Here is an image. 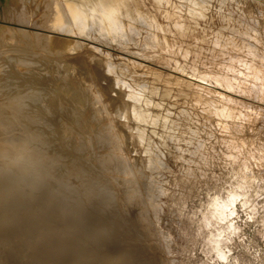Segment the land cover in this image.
<instances>
[{
	"label": "rangeland",
	"instance_id": "rangeland-1",
	"mask_svg": "<svg viewBox=\"0 0 264 264\" xmlns=\"http://www.w3.org/2000/svg\"><path fill=\"white\" fill-rule=\"evenodd\" d=\"M17 1L0 0V264H264V0H27L26 19ZM47 1L66 3L56 30Z\"/></svg>",
	"mask_w": 264,
	"mask_h": 264
},
{
	"label": "bare ground",
	"instance_id": "bare-ground-1",
	"mask_svg": "<svg viewBox=\"0 0 264 264\" xmlns=\"http://www.w3.org/2000/svg\"><path fill=\"white\" fill-rule=\"evenodd\" d=\"M27 0H18L17 1V11L19 12L18 14H19V16H20V18H22V19H26V15H25V12H23V8H25L26 9V5H27V2H26ZM51 1V0H50ZM50 1H47V7H48V21L46 22V24L43 26V27H41L42 29L43 28H47V30L48 29H55L54 28V25H53V23L52 22H57V21H59V20H62V21H64L63 19H65L66 18V11H65V8H66V3L65 2H62V3H51ZM70 1V0H69ZM53 2H54V0H53ZM56 2V1H55ZM76 2V1H75ZM78 2H80V1H78ZM124 2V1H123ZM63 3H65V4H63ZM77 3V2H76ZM109 3H111V2H109ZM122 3V2H121ZM31 4V3H30ZM95 4H96V2H95ZM123 4V3H122ZM130 4V3H129ZM77 5V4H76ZM102 5V4H101ZM78 7H79V5H78ZM77 7V8H78ZM84 8V7H83ZM13 9V8H12ZM81 9V8H80ZM117 9H119L120 10V8H117ZM135 9V8H134ZM72 10V9H71ZM123 10V9H122ZM137 10V9H136ZM83 11V10H82ZM81 11V12H82ZM73 12V11H72ZM115 12V11H114ZM122 12V11H121ZM3 13V12H2ZM70 13V12H69ZM117 13H120V12H117ZM123 13V12H122ZM121 13V14H122ZM11 14V13H10ZM16 14V13H15ZM116 15V14H115ZM16 16V15H15ZM68 16V15H67ZM110 16H111V14H110ZM78 17V16H77ZM86 17V16H85ZM112 17V16H111ZM78 19V18H77ZM85 19H87V18H85ZM104 19V18H103ZM67 20L69 21V19L67 18ZM21 21V20H20ZM66 21V20H65ZM82 21V20H81ZM84 21V20H83ZM83 21H82V24L85 26V24L83 23ZM74 22V21H73ZM85 22V21H84ZM70 23V22H69ZM58 24H60V23H58ZM57 24V25H58ZM129 24V23H128ZM80 25V24H79ZM102 25H103V22H102ZM124 25V24H123ZM60 26V25H59ZM62 26V25H61ZM80 26H82V25H80ZM127 26V25H126ZM58 27V26H57ZM70 27H71V25H70ZM125 27V26H124ZM65 28H67L66 26H65ZM65 28H63V29H58L59 31H62L63 33H64V35L66 36V34H67V32L69 31H67ZM23 30V29H22ZM56 30V29H55ZM72 30V29H71ZM77 31V30H76ZM80 31V30H79ZM71 32V31H70ZM13 33V32H12ZM18 33H19V35H21V37H22V39H25L27 42H28V44H29V46L30 47H34L35 46V48H37V49H40L41 51L43 50V51H49L50 49L49 48H47V45H48V41H49V39H48V37L46 36V35H42V34H30L29 32H24V31H18ZM14 34H16L15 33V31H14ZM13 34V35H14ZM5 35H7V34H5ZM18 35V34H17ZM82 36V35H81ZM17 37V36H16ZM15 38V37H14ZM20 38V37H19ZM18 38V40H20ZM62 39V38H61ZM24 40V41H25ZM13 41V40H12ZM23 41V40H22ZM23 41V42H24ZM25 41V42H26ZM36 42V45H34V43ZM62 41V40H61ZM224 41V40H223ZM14 44V43H13ZM26 45V44H25ZM73 45V44H72ZM241 46V45H240ZM245 47V46H244ZM69 48H70V46H69ZM223 48V47H222ZM33 50V49H32ZM241 51V50H240ZM247 52H250V51H247ZM47 53H49V52H47ZM251 55H252V53H251ZM239 57H240V55H239ZM243 57V56H242ZM234 59V58H233ZM240 59V58H239ZM243 59V58H242ZM235 60V59H234ZM2 61V60H1ZM243 62V61H242ZM238 63V62H237ZM239 63H241V62H239ZM238 63V64H239ZM251 63H253V62H251ZM243 64V63H242ZM249 64V63H248ZM2 65V64H1ZM244 65V64H243ZM242 65V66H243ZM252 65V64H251ZM253 65H255V64H253ZM256 66V65H255ZM257 67V66H256ZM249 68V67H248ZM252 68V70H253V66L251 67ZM247 69V68H246ZM256 70V69H255ZM250 71V70H249ZM261 71V70H260ZM247 72H248V69H247ZM247 75V74H246ZM249 76V75H248ZM247 76V77H248ZM253 76V79H256V80H260L261 79V77H260V73H259V71L258 70H256L254 73H250V77H252ZM264 76V75H263ZM223 77V76H222ZM237 77V76H236ZM204 78V77H203ZM223 79H224V77H223ZM233 79V78H232ZM214 80V79H213ZM225 80H226V78H225ZM234 80H235V78H234ZM234 80H233V83H234ZM252 80V79H251ZM263 80V79H262ZM217 81V80H216ZM218 82H219V80H218ZM225 82V81H224ZM254 82V81H253ZM257 82V81H256ZM255 82V83H256ZM264 82V81H263ZM230 83V82H229ZM232 83V84H233ZM240 83V82H239ZM234 84H236V83H234ZM219 85V84H218ZM225 85H227V84H225ZM229 85V84H228ZM230 85H231V83H230ZM237 85H239V84H237ZM223 86H224V84H223ZM1 87V86H0ZM5 87V86H4ZM235 87V86H234ZM237 87H239V86H237ZM250 87H252V86H250ZM222 88V87H221ZM225 88V87H224ZM227 90H228V88H227ZM231 90H233V89H231ZM248 90V89H247ZM255 90H256V88H255ZM258 90H261V89H258ZM240 91V90H239ZM261 92V91H260ZM256 93H258V91L256 92ZM260 94V93H259ZM19 95V94H18ZM6 96V95H5ZM9 96V95H8ZM10 97V96H9ZM15 97V96H14ZM5 98V97H4ZM224 99V98H223ZM226 100V99H225ZM23 105V104H22ZM4 107V106H3ZM226 107V106H225ZM226 109V108H225ZM211 112L212 113H214V114H216V115H218V116H225V118L226 117H228L229 118V116L231 115L229 112H227L226 110H224V109H218L217 107H214V108H212L211 109ZM232 116V115H231ZM236 116V115H235ZM239 116V115H238ZM237 116V117H238ZM241 116V115H240ZM122 119V118H121ZM123 123V122H122ZM0 128H1V126H0ZM28 138V137H27ZM0 146H2V145H0ZM245 147V146H244ZM3 150V149H2ZM236 155V154H235ZM235 160V159H234ZM238 170V169H237ZM240 171V170H239ZM244 178V177H243ZM39 179V178H38ZM241 179V178H240ZM247 179V178H246ZM245 179V180H246ZM244 180V181H245ZM249 180V179H248ZM242 182V181H241ZM243 183H246V181L245 182H243ZM242 183V184H243ZM244 185V184H243ZM240 187H242V186H240ZM243 188H245V187H243ZM238 189V188H237ZM236 190V189H235ZM239 193H241L242 194V192H239ZM245 193V192H244ZM3 194V193H2ZM242 196V195H241ZM7 197V196H6ZM236 197H237V193H236V191H234V192H230L229 194H228V199H227V202L226 203H222V205L220 204V205H218V204H216L215 202L216 201H214L213 203H212V206H213V210L215 211V212H217L219 215H223V214H225L226 212H229V211H227L226 209L229 207V205L230 204H232L233 205V203H234V201H235V199H236ZM226 200V199H225ZM222 202V201H221ZM232 205H230V206H232ZM232 208V207H231ZM226 211V212H225ZM214 213V212H213ZM217 213H215V214H217ZM233 213V212H232ZM226 215V214H225ZM230 215H231V213H230ZM218 216V215H217ZM219 217V216H218ZM220 218H221V216H220ZM31 230V229H30Z\"/></svg>",
	"mask_w": 264,
	"mask_h": 264
}]
</instances>
